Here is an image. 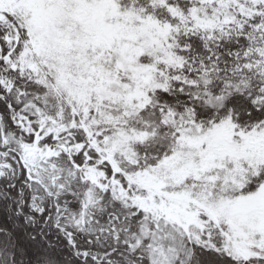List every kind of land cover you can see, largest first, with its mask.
<instances>
[{
    "label": "snow or ice",
    "instance_id": "1",
    "mask_svg": "<svg viewBox=\"0 0 264 264\" xmlns=\"http://www.w3.org/2000/svg\"><path fill=\"white\" fill-rule=\"evenodd\" d=\"M0 264H264V0H0Z\"/></svg>",
    "mask_w": 264,
    "mask_h": 264
}]
</instances>
